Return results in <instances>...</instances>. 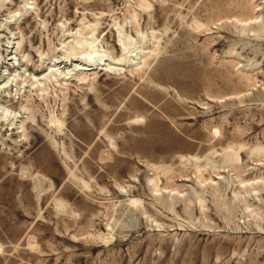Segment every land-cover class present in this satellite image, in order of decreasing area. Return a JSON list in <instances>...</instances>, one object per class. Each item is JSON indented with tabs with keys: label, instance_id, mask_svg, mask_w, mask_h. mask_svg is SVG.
I'll use <instances>...</instances> for the list:
<instances>
[{
	"label": "rangeland",
	"instance_id": "rangeland-1",
	"mask_svg": "<svg viewBox=\"0 0 264 264\" xmlns=\"http://www.w3.org/2000/svg\"><path fill=\"white\" fill-rule=\"evenodd\" d=\"M0 264H264V0H0Z\"/></svg>",
	"mask_w": 264,
	"mask_h": 264
}]
</instances>
